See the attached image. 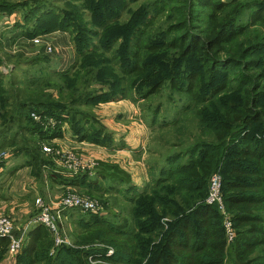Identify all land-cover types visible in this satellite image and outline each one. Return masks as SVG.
<instances>
[{
  "label": "trees",
  "instance_id": "obj_1",
  "mask_svg": "<svg viewBox=\"0 0 264 264\" xmlns=\"http://www.w3.org/2000/svg\"><path fill=\"white\" fill-rule=\"evenodd\" d=\"M13 11L23 36L67 31L73 59L59 69L40 49L29 59L43 62L42 74L16 75L15 63L26 57L7 53L14 63L7 73L0 68L6 157L22 154L40 171L47 162L40 143L61 138L66 121L79 141L111 145L94 106L143 102L163 87L172 109L192 114L199 130L165 157L149 191L138 192L118 164L101 160L93 176L84 170L63 178L91 195L102 182L125 186L124 213H113L116 221L77 216L71 245L54 246L46 227L34 225L16 264H264V0H0V12ZM175 92L186 101L181 107ZM31 111L54 118L55 127L35 121ZM174 131L179 138L182 125ZM214 172L233 225L229 242L217 207L205 202ZM7 249L8 238L0 237V255Z\"/></svg>",
  "mask_w": 264,
  "mask_h": 264
},
{
  "label": "crops",
  "instance_id": "obj_2",
  "mask_svg": "<svg viewBox=\"0 0 264 264\" xmlns=\"http://www.w3.org/2000/svg\"><path fill=\"white\" fill-rule=\"evenodd\" d=\"M20 19V14L16 13V11L11 13L0 12V39L1 34L3 33V28L8 27V31H10L9 34L12 36L10 37V40H14L16 42H12L10 45H16L18 42L31 45L34 44L31 41V37L23 36L20 34V31L17 32L16 28H14L13 24L16 22V20L20 21ZM36 35H41L43 39L49 41L52 45L53 51L54 49H57V52L61 53L62 49H59L58 46L61 47L62 45L60 44L66 40L69 43L67 47H70L72 50L70 34L67 31L57 29L41 32ZM36 48L39 50L41 49L47 54V51L44 50L43 45L37 44ZM9 50L11 51V49ZM12 51L16 52V49L14 48ZM68 56L64 53L59 56L60 58L57 56L54 58L49 56V58L52 61H57V64L61 66L64 62H69L73 59V54L70 56V60ZM58 58L62 60V62L58 61ZM140 103H142V101L133 102L130 99H119L105 103H98L94 106L93 112L96 118L101 124H103V126L113 138V143L111 145L106 146L90 143L87 141H79L71 133V131L65 132L64 127L67 125L63 127L61 126L63 136L61 138H54L51 141L55 146L61 149H72L77 155L84 159L93 157L98 161L101 160L118 164L120 168L128 173L131 184L135 186L138 192L149 191L150 188L154 186L153 179L158 177L159 169L165 163V157L168 154L179 151L181 147L178 145L177 138L175 140L177 141L176 143L174 141L166 142L161 137L164 131H171V127L174 126L175 123L166 126L169 127L168 129L170 130H164L159 126V118H157L155 123H151L145 119L146 110L140 106L142 105ZM176 121L177 120L175 119L174 122ZM172 131L174 130L172 129ZM157 132L161 133L159 134L160 136L157 134ZM167 145L169 148H171V150L163 153V149ZM60 165L61 164L55 160L54 166L47 167L43 164L40 168L42 176L39 177V184L44 186L42 195L45 202H50L60 196V194L73 188V186L63 184L61 180L67 176L69 177L79 172L75 173L64 170ZM90 170H95V166L87 170L89 175L94 174V172L90 173ZM1 172L2 167H0V173ZM31 173V165H16V171L13 175L9 176V180H12V177L16 179V200H14V197L10 199L7 198L6 201L8 202V206H0L1 210L7 208V211H9L10 207L16 205L17 221L14 220V216L11 217L13 218L14 224L18 231L21 230V228L26 227L27 222L30 221L37 212L34 203L36 198L32 203L29 201V199H32L34 196L33 190H31L30 187L32 188V184L38 183V181H36L38 176L35 174L32 175ZM80 173H82V171ZM26 184H28V186H26ZM1 195L2 194H0V196ZM34 225L30 224L29 227L27 226V229H30Z\"/></svg>",
  "mask_w": 264,
  "mask_h": 264
},
{
  "label": "rangeland",
  "instance_id": "obj_3",
  "mask_svg": "<svg viewBox=\"0 0 264 264\" xmlns=\"http://www.w3.org/2000/svg\"><path fill=\"white\" fill-rule=\"evenodd\" d=\"M161 17H162V14H159L158 17H156L154 19V25L156 24V22L159 23L161 21ZM8 29H9L8 27L7 28L4 27L3 33L1 34L0 57L2 58L3 61L0 64V68L3 70L4 73L9 72V69L11 67H13L14 61L7 59V57H6L7 53L21 52V53H23V56H25L26 58L25 59L23 58L19 63H17V65L15 63L14 67H15L16 75L17 74L19 75V73H21L23 71H25V72L27 71L26 73L28 75H31L32 72H35V73L40 72L41 73V70L39 67H41L40 65H42L43 62H39L36 64H30L31 61L29 59V57H31L32 55L39 53V49L36 48L37 44L31 45V44H24L22 42H18V44H16V45H10V44H12V42H15V41L10 40V37H12V36L9 34L10 31H8ZM68 44L69 43L66 40L60 44L63 47L58 46L59 49H62L61 53L57 52L58 51L57 49H54V51L52 50L53 52H50V53L47 52V55L50 57L52 56L54 58L55 56L59 57L60 55L65 53L67 56L69 55L68 57L70 60V56H72L73 51L71 50L70 47H67ZM14 48L16 49V52L12 51V49H14ZM9 49H11V51ZM59 58L57 60L62 62V60H60ZM70 61L64 62L61 66L58 65L59 69H63L65 67H67L70 64ZM55 62L57 63V61H55ZM49 75L50 76L52 75V77H54L53 73H49L48 76ZM10 80H11L10 76L5 77L4 84L8 85ZM167 91H169L168 88L163 87L159 92L154 93V95L150 96L145 101L140 103V104H142L140 106L146 110V112H145L146 118L145 117L144 118L147 119L148 121H151L150 117H151V114L153 112V108L157 105H160L161 108L159 109L160 114L158 115V118L160 119V122L162 125H159V126L164 130L169 128V127H166L167 125H171V124L175 123L174 126L171 127V131H164V133H162V135H161V137L166 142L174 141L177 143V141H175L177 138L175 131H172V129L175 130L177 128V125L178 126L182 125L183 135H180V137L177 139H178V141H181L178 143V145L181 148H184L185 146L191 144L199 136V130L197 127V123H196V120L193 118L192 114H190L188 112L180 113V112H177L176 109H172V107L170 106L171 104L166 100ZM173 96L176 99L174 101L175 102L174 104H177L178 106L181 107V106H183V104L186 103L185 99L178 98V96H179L178 93L175 92ZM175 119L177 120L176 122H174ZM164 122H166L165 123V124H167L166 126H163ZM66 123L67 124L60 122V124H62V127L67 125L64 127L65 132L66 131L70 132L71 130L69 127V122L66 121ZM168 130H170V129H168ZM157 134L159 135L161 133L157 132ZM20 136H22L23 138H28V137H24L23 134H21ZM51 145L55 146L54 144H51ZM30 146H32V145H30ZM55 147H57V146H55ZM9 150H11V146L6 147L4 149V151H6V152ZM170 150H171V148H169L167 145L163 149V153L168 152ZM44 158H46V161H47V162H45L44 165H46L47 167H51V166H54V162H55L57 157H55L49 153H47V154L44 153ZM2 161H4V165L2 163V165H1L2 172L0 173V191H1L0 194H2L0 196V206L1 207L2 206H8L7 205L8 202L6 201L7 198L10 199V198L14 197V200H16V179H14V177H12V180H9V176L13 175L14 172L16 171V165L20 164V165L24 166L27 164L26 158L22 154H18L16 156L9 155L8 157L5 158V160H1V162ZM61 168H62V166H61ZM12 170H14V171H12ZM40 172H41V170L37 171V170H34L32 167V173L31 174L32 175L35 174L38 176V179L36 180V181H38V183L32 184V186H33L32 188L30 187V189L33 190V194H34L32 199H29V201L31 203L37 197H40L42 199L44 198L42 195L43 190H44V186H42V184H39L40 183V179H39ZM89 172L93 173V172H95V170H90ZM90 176H93V174H90ZM21 185H25V184H21ZM26 186H28V184H26ZM95 186H97V187L100 186V188L98 190V194L95 193L94 195H91L90 193L87 194L83 190H81L82 192H80L79 190H76L74 188H72L71 190H68V191L69 192H75V193H78V194H81L84 196H88L89 198L95 200L97 202V204H99L101 206L102 211L99 215L106 216L107 218L113 217L114 218L113 220H115V221L119 220V217L113 215V213H116V212L124 213V210L127 207V203L124 201V198H125L124 197V194H125L124 187L125 186L118 187V186H115V184H108L107 182H102L101 184H95ZM27 188H29V187H27ZM68 191H66V192H68ZM66 192H64L62 194H65ZM62 194H60V195H62ZM3 201H5V202H3ZM16 209L17 208L15 205L13 207H10L9 211H7L8 210L7 208H5L4 210L0 209V212L5 214V215H10L12 217L14 216L13 218H14V220H16ZM69 210H71V211H69ZM84 213H86V212H82L79 210H73V209H67L63 212L62 219L59 223V228H60V231L64 235H66L69 239H71L70 232L74 230V226H75L74 223H72L73 222L72 220H75V218H77V216L84 215ZM109 250H111V249H109ZM108 254H109V251H108ZM16 261H17V254L14 256H10L7 250L0 255V264H16Z\"/></svg>",
  "mask_w": 264,
  "mask_h": 264
},
{
  "label": "built area",
  "instance_id": "obj_4",
  "mask_svg": "<svg viewBox=\"0 0 264 264\" xmlns=\"http://www.w3.org/2000/svg\"><path fill=\"white\" fill-rule=\"evenodd\" d=\"M31 41L34 44L43 45L44 50L47 52L52 51V45L46 39H43L41 35H34L31 37ZM30 116L37 122L42 123L45 127H55L57 120L52 117L41 115L35 111H31ZM52 142H41L40 146L44 153H49L56 158L61 164L62 168L71 172H81L88 170L91 167L96 166L98 160L90 157L84 159L77 155L72 149H61L51 144ZM7 156V152L4 150L0 151V159ZM205 202L210 205H215L218 212L222 216V224L226 236V240L229 242L234 236V230L229 212L223 201L222 195V178L217 172L211 174L208 181L207 195ZM36 206L35 216L27 222L29 225L41 224L46 227L48 232L51 234L54 242V246L61 244L71 245V240L64 235L59 228V223L62 219L63 212L67 209L79 210L82 212H90L93 214L101 213V206L97 202L88 196H84L75 192H66L55 198L50 202H45L42 198L37 197L34 201ZM27 226L17 230L14 224V220L11 216L0 213V237L8 238V253L10 256L16 255L21 247L24 240ZM112 250H109L111 253Z\"/></svg>",
  "mask_w": 264,
  "mask_h": 264
}]
</instances>
